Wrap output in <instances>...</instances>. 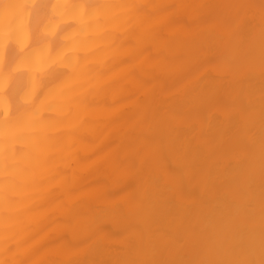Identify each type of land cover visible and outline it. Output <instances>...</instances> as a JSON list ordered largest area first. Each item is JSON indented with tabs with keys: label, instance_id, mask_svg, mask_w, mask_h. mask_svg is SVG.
<instances>
[{
	"label": "clouds",
	"instance_id": "obj_1",
	"mask_svg": "<svg viewBox=\"0 0 264 264\" xmlns=\"http://www.w3.org/2000/svg\"><path fill=\"white\" fill-rule=\"evenodd\" d=\"M0 264H264V0H0Z\"/></svg>",
	"mask_w": 264,
	"mask_h": 264
}]
</instances>
